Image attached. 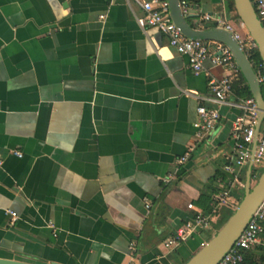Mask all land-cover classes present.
<instances>
[{
  "label": "crops",
  "instance_id": "1",
  "mask_svg": "<svg viewBox=\"0 0 264 264\" xmlns=\"http://www.w3.org/2000/svg\"><path fill=\"white\" fill-rule=\"evenodd\" d=\"M189 5L195 28L216 26L206 14L236 20L227 0ZM139 14L127 0H0V257L183 264L206 241L163 246L195 211L214 210L226 180L238 111L221 107L203 139L194 122L198 105L215 107L208 74L227 71L207 59L195 74ZM228 212L217 210L213 230Z\"/></svg>",
  "mask_w": 264,
  "mask_h": 264
},
{
  "label": "built area",
  "instance_id": "2",
  "mask_svg": "<svg viewBox=\"0 0 264 264\" xmlns=\"http://www.w3.org/2000/svg\"><path fill=\"white\" fill-rule=\"evenodd\" d=\"M127 2L130 5H137L141 10V14L135 16L137 25L144 31L151 28L165 35L168 46L179 55L187 58L188 66L195 74H199L204 70L203 64L207 59L214 66H222L226 69L227 74L221 79H217L208 74V86L212 93V97L209 100L215 104V107H206L202 104L198 105L196 109L197 120L194 122L195 137L197 139H203L216 129L221 118V107L227 106L238 111L231 124L230 132L233 140L232 153L225 157V163L223 165L226 180H221L217 184L218 193L214 196V210L209 213L195 211L190 218L179 225L175 233L163 242V246L166 249L172 250L184 244L195 234L212 232L217 210L224 208L232 211L236 207L238 200L232 191L234 189H243L244 186L242 173L251 156L258 107L256 100L252 96L246 98L235 96L233 81L240 71L227 46L219 42H214L217 46L211 50L208 42L193 40L184 36L180 28L175 25L171 18L168 0H127ZM179 3L182 13L188 15L190 12L189 2L187 0H179ZM251 3L264 28V0H251ZM203 19L212 21L216 26L231 31L243 48L249 44L254 46L252 38L241 22H237L236 20L230 21L224 15L206 14L203 16ZM255 71L264 96V74L260 70ZM188 94L196 96L195 92H188ZM190 150L178 158V164H183L187 161L190 156ZM14 154L22 157L21 152H14ZM1 164L2 158L0 157ZM263 165L264 130L260 129L254 152V167H262ZM172 178H174V174L170 173L164 181L168 182ZM145 205L146 208L150 207L149 200L146 199ZM188 208L193 209V205L189 204ZM9 214L12 221L17 219L15 212L9 211ZM263 234L264 199L233 246L217 264H239L243 260L244 251L255 247L264 248ZM130 248L133 250V247ZM128 264H140L139 257L137 255L132 256Z\"/></svg>",
  "mask_w": 264,
  "mask_h": 264
},
{
  "label": "water",
  "instance_id": "3",
  "mask_svg": "<svg viewBox=\"0 0 264 264\" xmlns=\"http://www.w3.org/2000/svg\"><path fill=\"white\" fill-rule=\"evenodd\" d=\"M170 15L182 34L187 38L201 41L219 42L227 46L237 65L240 74L248 86L252 97L256 100L258 107L257 123L251 148V156L246 164L244 175V186L236 207L230 212L229 218L211 237L194 252L183 264H217L229 251L242 231L253 217L258 206L264 199V165L262 172L254 184V152L257 145L260 127L264 121V96L257 73L249 60L244 48L235 39L233 33L220 26L208 28H195L189 19L194 15H184L179 0H168ZM233 7L239 21L245 26L246 31L252 38L257 48L264 69V28L259 21L252 6L251 0H233ZM235 117V116H234ZM234 119V118H233ZM233 121V120H232ZM231 121V124H232ZM0 264H35L10 258L0 257ZM59 264V263H53Z\"/></svg>",
  "mask_w": 264,
  "mask_h": 264
},
{
  "label": "trees",
  "instance_id": "4",
  "mask_svg": "<svg viewBox=\"0 0 264 264\" xmlns=\"http://www.w3.org/2000/svg\"><path fill=\"white\" fill-rule=\"evenodd\" d=\"M189 2V0H187ZM228 1V10L233 11L235 13L233 7V0ZM235 16L237 17L236 13ZM238 18V17H237ZM244 50L251 61L255 70H260L262 74H264V69L262 66V60L260 58L259 52L257 48L254 46L244 47ZM233 90L234 94L237 97H251V92L246 85V82L242 78L241 74L239 73L238 76L233 81ZM244 180V176L242 178ZM224 223V217L220 219L216 226H221ZM239 264H264V248L263 247H255L250 250L244 251V256L242 262Z\"/></svg>",
  "mask_w": 264,
  "mask_h": 264
},
{
  "label": "rangeland",
  "instance_id": "5",
  "mask_svg": "<svg viewBox=\"0 0 264 264\" xmlns=\"http://www.w3.org/2000/svg\"><path fill=\"white\" fill-rule=\"evenodd\" d=\"M233 14H235L233 12ZM236 21L237 22H240L239 19L236 17ZM244 33V32H243ZM251 45H247L246 47H250ZM261 130H264V121L262 122L261 124V127H260ZM246 169V168H245ZM262 172V167H254V177H253V181H252V184H254L256 182V180L258 179L260 173ZM245 174V173H244ZM243 178V176H242ZM238 197L240 198V196L242 195V191L240 190L238 193ZM231 215L230 212H228L225 216H224V222L229 218V216ZM221 227V226H220ZM219 226H215V230L217 231L219 228ZM214 231V230H213ZM211 233H209V235L207 236V238H210L211 237Z\"/></svg>",
  "mask_w": 264,
  "mask_h": 264
}]
</instances>
